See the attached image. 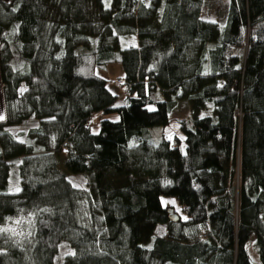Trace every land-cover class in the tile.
I'll list each match as a JSON object with an SVG mask.
<instances>
[{
	"label": "trees",
	"instance_id": "obj_1",
	"mask_svg": "<svg viewBox=\"0 0 264 264\" xmlns=\"http://www.w3.org/2000/svg\"><path fill=\"white\" fill-rule=\"evenodd\" d=\"M202 3L0 0V227L31 219L28 240L0 233V264H53L61 242L64 264H264V0H229L223 26ZM113 64L119 83L97 74ZM181 100L189 121L169 118ZM99 112L117 118L95 132Z\"/></svg>",
	"mask_w": 264,
	"mask_h": 264
},
{
	"label": "rangeland",
	"instance_id": "obj_2",
	"mask_svg": "<svg viewBox=\"0 0 264 264\" xmlns=\"http://www.w3.org/2000/svg\"><path fill=\"white\" fill-rule=\"evenodd\" d=\"M145 2L146 0H141ZM228 4L229 0H203L202 3V12L204 14V18L207 20H215L220 25H224L227 17V10H228ZM122 45L126 47H138L140 45L139 40L137 39L136 35H128L124 36L122 39ZM118 66V67H117ZM116 67H110L107 71L108 78L114 76L117 73H120V65H117ZM111 88H116V86L111 83ZM214 105L212 102H208L205 104L203 109L199 112V117L204 116H212L214 114ZM0 128L1 123L4 118V108H3V101H2V93H1V84H0ZM169 118L177 119L181 121H189L191 120V112H190V104L186 100L178 101L176 106L173 108V110L169 114ZM154 133H162V128L155 127L152 130ZM164 133L166 136L170 139L173 137L174 134H179V124L176 122H173L167 129L164 130ZM20 139V137H17ZM11 152L14 154L16 158L21 157L25 153V147L20 143H12L11 144ZM67 159V151H61L57 155V167L58 170L65 174L67 179L71 182V184L74 187L77 188H84L87 182V176L85 175H73L70 174L65 166L64 162ZM20 179L17 173V163L13 162L11 166V172H10V178H9V189L11 192L16 193L20 190ZM168 203V206L171 207V210L175 211V213L179 212V208L177 207V204L172 199H167L165 197H161V204L165 206ZM23 220L24 222L21 224H18L16 221L13 222L10 226H7V229H15V232L8 231L12 235L16 236L18 241L22 240H28L30 237V231H31V219L27 215L23 218H20L18 220ZM30 221V222H29ZM155 236L164 237L166 236V227L159 225L156 227L154 231ZM30 239V238H29ZM71 249L65 242H61L58 246V252L57 255L54 258L53 264H64V258L71 254ZM251 254L254 258H256V253L254 249H251Z\"/></svg>",
	"mask_w": 264,
	"mask_h": 264
},
{
	"label": "crops",
	"instance_id": "obj_3",
	"mask_svg": "<svg viewBox=\"0 0 264 264\" xmlns=\"http://www.w3.org/2000/svg\"><path fill=\"white\" fill-rule=\"evenodd\" d=\"M201 17H203L204 18V14H203V12H202V8H201ZM210 21H212V22H216L215 20H210ZM217 23V22H216ZM219 24V23H218ZM222 26V25H221ZM118 64H113V65H108V66H106L105 68H103L102 70H99V71H97V74L99 75V76H101V77H103V78H105V79H108V80H110V81H114V80H116V79H123V76H124V73H123V70H122V68L120 69L121 71H120V73H117V74H115L114 76H112V77H110V78H108V76H107V71L106 70H108V68H110V67H116ZM118 67V66H117ZM121 67V66H120ZM118 98H119V100H118V102L119 103H121L122 101H123V98H124V94L121 92V91H118ZM103 118H111V119H113V120H116V115H103L102 113H97V114H95V117H94V120H93V124H92V129H93V131H98V129H99V122H100V120L101 119H103Z\"/></svg>",
	"mask_w": 264,
	"mask_h": 264
},
{
	"label": "clouds",
	"instance_id": "obj_4",
	"mask_svg": "<svg viewBox=\"0 0 264 264\" xmlns=\"http://www.w3.org/2000/svg\"><path fill=\"white\" fill-rule=\"evenodd\" d=\"M30 216H34L35 213H29ZM6 219H12V218H6ZM16 222H19L18 224H21L23 223L24 221L21 219V220H17ZM30 222V221H29ZM0 229H7V228H4V227H0ZM4 232H8V231H0V233H4Z\"/></svg>",
	"mask_w": 264,
	"mask_h": 264
},
{
	"label": "water",
	"instance_id": "obj_5",
	"mask_svg": "<svg viewBox=\"0 0 264 264\" xmlns=\"http://www.w3.org/2000/svg\"><path fill=\"white\" fill-rule=\"evenodd\" d=\"M168 213H169V215L172 217V219L177 220V216H176V214H175L172 210H169ZM250 262H251L252 264H254V261H253V259H251V258H250Z\"/></svg>",
	"mask_w": 264,
	"mask_h": 264
},
{
	"label": "snow or ice",
	"instance_id": "obj_6",
	"mask_svg": "<svg viewBox=\"0 0 264 264\" xmlns=\"http://www.w3.org/2000/svg\"><path fill=\"white\" fill-rule=\"evenodd\" d=\"M0 119H2V117H0ZM19 223V222H17ZM0 231H12V232H15V229H0Z\"/></svg>",
	"mask_w": 264,
	"mask_h": 264
},
{
	"label": "built area",
	"instance_id": "obj_7",
	"mask_svg": "<svg viewBox=\"0 0 264 264\" xmlns=\"http://www.w3.org/2000/svg\"><path fill=\"white\" fill-rule=\"evenodd\" d=\"M121 80H119V79H117V83H119ZM235 115L236 116H239L240 114H239V112L237 111L236 113H235ZM205 236V235H204Z\"/></svg>",
	"mask_w": 264,
	"mask_h": 264
}]
</instances>
